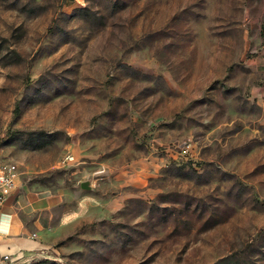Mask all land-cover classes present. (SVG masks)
Masks as SVG:
<instances>
[{
	"label": "rangeland",
	"instance_id": "obj_1",
	"mask_svg": "<svg viewBox=\"0 0 264 264\" xmlns=\"http://www.w3.org/2000/svg\"><path fill=\"white\" fill-rule=\"evenodd\" d=\"M0 157L23 264H264V0H0Z\"/></svg>",
	"mask_w": 264,
	"mask_h": 264
},
{
	"label": "crops",
	"instance_id": "obj_2",
	"mask_svg": "<svg viewBox=\"0 0 264 264\" xmlns=\"http://www.w3.org/2000/svg\"><path fill=\"white\" fill-rule=\"evenodd\" d=\"M18 172L17 188L0 209V264H23L39 256L43 240L54 229L56 211L65 201L62 191L28 187L19 166Z\"/></svg>",
	"mask_w": 264,
	"mask_h": 264
},
{
	"label": "built area",
	"instance_id": "obj_3",
	"mask_svg": "<svg viewBox=\"0 0 264 264\" xmlns=\"http://www.w3.org/2000/svg\"><path fill=\"white\" fill-rule=\"evenodd\" d=\"M18 175L17 163L0 157V209L17 188ZM4 259H7V257H4Z\"/></svg>",
	"mask_w": 264,
	"mask_h": 264
}]
</instances>
